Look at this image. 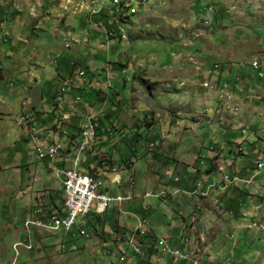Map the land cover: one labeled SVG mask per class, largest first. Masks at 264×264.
<instances>
[{"label": "rangeland", "instance_id": "obj_1", "mask_svg": "<svg viewBox=\"0 0 264 264\" xmlns=\"http://www.w3.org/2000/svg\"><path fill=\"white\" fill-rule=\"evenodd\" d=\"M48 1L0 0V32L5 38L0 42V65L5 70L0 80V264L144 263L137 262L144 255H135L132 247L124 246L127 256L122 262L115 253L111 239L116 203L109 204L100 220L91 211L78 216L66 234L30 230L32 250L20 248L18 257L12 250L15 242L27 237L25 217L53 214L55 205L63 206L55 169L38 160L32 139L26 137L18 119L21 114L30 115L32 106L37 111L47 108L43 95L44 101L45 95L62 92L72 98L70 83L81 81L79 71L85 79L92 74L98 77L96 90L104 98L89 91L82 101L90 102L92 114L102 113V123L114 136L101 148L112 157L115 172H102L99 179L111 197H124L133 187L135 204L123 202L118 224L126 225L129 233L140 226L146 234L148 227L156 237L155 247L169 263L160 240L169 235L176 238L170 229L180 221V214L187 215L188 202H198V185L212 183L215 175L209 179L200 173L210 167L213 154L223 151L225 172L232 175L234 171L237 176L253 172L251 166L264 157V79L249 66L264 57V0H116L117 6L113 0ZM120 1L135 13L119 9ZM230 3L231 15L218 13L205 23V7L219 10ZM118 30L124 40L108 39L109 33ZM82 39L88 42L82 44ZM138 65L160 83H140ZM57 66L56 76L61 78H54ZM246 85L254 89L256 98ZM148 86L153 97L138 99L147 94ZM240 87L245 88L243 93ZM145 103H150L149 110ZM235 141L240 145L234 146L237 154L230 152ZM80 159L78 169L83 173L90 163L86 155ZM128 161L131 172L120 169ZM260 170L258 163L257 173ZM219 171L221 176L223 170ZM116 175L121 180L118 185L111 183ZM244 189L250 192L256 187ZM145 193L155 196L146 198ZM256 195L258 199L244 207H264L259 201L264 192ZM217 201L209 202L210 207H221V199ZM25 207H37V214L31 211L26 216ZM253 222L249 218L245 226ZM222 232L208 248L209 257L170 263L264 264V231L225 228ZM34 237L38 241L43 237L45 253ZM170 242L165 244L172 248ZM108 250L113 254H107ZM148 262L157 264L155 256Z\"/></svg>", "mask_w": 264, "mask_h": 264}, {"label": "crops", "instance_id": "obj_2", "mask_svg": "<svg viewBox=\"0 0 264 264\" xmlns=\"http://www.w3.org/2000/svg\"><path fill=\"white\" fill-rule=\"evenodd\" d=\"M49 1H50V3H52L51 0H49ZM51 7H53V6H51ZM137 14H138V12H137ZM115 21H116V19H115ZM116 23H117V21H116ZM110 38H117L119 41L124 40V39H121V34L119 33V30L114 32L112 37H108V39H110ZM82 42H83L82 44H86V42H88V40L82 39ZM66 48L69 49L68 47H66ZM185 54H186V52H185ZM181 55L182 54H180V56ZM119 64H120V66H122V64L120 62H119ZM58 70H60V67H58V66L55 67L56 72H55L54 78H56V77L61 78L60 75L56 76V74L57 75L59 74L57 72ZM138 70H139L138 76L140 75L142 77V78L141 77L139 78L140 83L147 84L150 86H154V85H157L160 83L159 81L154 79L153 76L148 77V75H145V70H143V67L141 65H138ZM4 72H5L4 67L2 65H0V80L3 79ZM134 78H135V76H133V79ZM67 81H65L64 83H66ZM122 81L124 84L125 80L122 79ZM68 82H70V81H68ZM97 83L99 84V80L95 74H92V77H88L86 79L81 78L80 82H77V83L71 82L70 83L71 87H69V89L74 90L72 98L65 95L64 92H62L60 94H57V93L56 94H47V95H45V96H47V100H45V101H44V95H43V99L41 96V101H43L44 104L48 105L47 108L45 107L41 111L35 110V108L33 106L30 108L29 112L31 113L30 115L33 117L32 125L36 129L35 137L37 139L39 138L41 140H46L49 142L56 140V141L60 142L62 145H64L65 151H64L63 158H62L64 161V166H67L68 162L70 161V158L74 156V152H73L74 145L76 143H81V141H82L81 135H80L81 133H79V132H80V129L85 124L87 118L93 116V119L95 120L96 124L99 125V127H105L106 128V126H104V124L102 123V118H104L102 116V113L98 115L99 117H97L96 114L95 115L92 114L88 109V108H90V102H88V100L82 101L84 95H86L89 91H91V92L94 91L96 93L97 98L98 97L102 98V99L104 98V95L102 94V92L96 90L97 89L96 85H98ZM182 84L183 83H181L180 85H182ZM246 87L251 89V91H250L251 94H253V95L255 94V91L253 88H250L247 85H246ZM239 89L241 92L243 89L245 90L244 87H240ZM149 91H150V88L148 86L147 94L139 97L138 99L143 100V98H145L147 96L148 99L150 100L153 96H152L151 92H149ZM113 93L115 95L118 94L117 92H113ZM134 93L137 94V90H134ZM137 95L139 96V93ZM76 96L77 97L81 96V99L79 101H76V99H75ZM256 96L257 95L255 94L253 96V98H256ZM134 99H137V98H134ZM149 100H148V102H149ZM23 105H24V103H23ZM145 105L146 106L150 105V103L149 104L145 103ZM149 108L150 107L147 106L146 110H149ZM44 115L49 116L48 119L45 118ZM23 130L25 132L26 137L29 138L30 135H29V132L27 131V129L24 128ZM111 137L113 139L114 136H111ZM133 140H134V138H133ZM111 141L112 140H110L107 137V134H102V133L97 134L94 147L92 148V151H93V153H95V156H93L92 153H89V152L83 154V155L87 156L86 160H87V162L90 163V165L87 166V168H86L87 170L83 173H88V174H91L93 177L99 178V176L102 172H104V173L107 172L109 174H110V172H113V173L115 172V170L113 171L110 168L111 165H114V163L112 162L113 161L112 157L109 154H106L101 148V147H103L104 144H106L107 142L109 143ZM235 144L240 146L237 143V141L232 143V147L230 149V152H233V154H237V152H238V151L237 152L234 151L235 150V147H234ZM164 146L165 145L162 144L160 146V148H163ZM33 150H34V144H33ZM222 152L220 154H216V153L213 154V156L211 158L210 167L205 169L204 173H200V176L205 174L206 177H209V179H210L211 175H215V178H213L212 181L219 180V177H220L219 168L221 170H223L222 173L228 175L227 172H225L226 167L221 162ZM225 152L226 153L229 152L228 149H226ZM239 155H241V154H239ZM66 158H68V159H66ZM103 160L105 161V164H106L105 166L101 165V161H103ZM80 161H81V159H80ZM41 162H43V161H41ZM43 163H44V166H47V164H50V163H47L45 161ZM252 164H254V162ZM257 164L258 163H256L254 166H251V168H252L251 170H253V172H251L252 174L251 173L248 174V172H244V171L241 172L239 176H237V173L234 174V171H233V174L235 176L239 177L240 179H244L246 177H251L253 175V173H257V170H256ZM216 165L218 167L217 169H216ZM51 166H53V168L55 169V172H56L57 166L54 164H51ZM132 167H133L132 162L128 161V162H124L123 167H121L120 169L121 170L127 169L129 172H131V170L133 169ZM78 168H79V165H78ZM197 172H199V171L197 170ZM232 175H229V176H232ZM116 180H118V183H116ZM120 181L121 180H120V177L118 175L114 176L111 179V183L116 184V185L120 184ZM59 182H60V179H59ZM154 183H156V181H154ZM236 184H238V185L230 186L223 191L219 190V189H210V190H208L206 196H201L198 193L197 194L198 202L192 203V204L188 202L189 207H187L188 208L187 215L185 216V215L180 214V216H181L180 221L177 222V224L172 229H170L172 233H175L176 238L174 239V237H171L169 235L166 238H162V240H160V241H164V242H166V240H168L169 242L171 241L170 244H172L174 248H177L180 250L182 248H184V246L185 247L187 246L186 248H184L186 250V252H192L194 254L193 257H197V259L199 261H201L202 258L209 257V255L207 253L208 248L211 246V244H213L218 239V237L221 235V233H223L222 231H224L225 228H228L229 231H232L234 228H236V229H240L244 233L248 232V230H250V229L247 230V229H243V228L249 226V225L245 226V222L249 218L251 220L253 219V221H261L264 224V207H244L247 202L251 203V202H254L255 200L258 199V196L256 195V193H259L260 191L264 192V168L262 170V173L260 175H258L253 180V182L251 184H243L241 182L240 183L238 182ZM60 185H61V182H60ZM245 186H250L253 188L256 187V189L254 191L248 192V191H245V189H244ZM60 189H61V186H60ZM45 190L46 189H44V191ZM104 190L108 195H110L109 189L107 187H105ZM132 190H133V187L129 186V188L126 190V195L124 197H126V198L128 197L129 200H127L126 202H129V204H131L133 206L135 204V198L133 196ZM186 191L189 192V189L187 188ZM60 192H61L62 203H63L62 190H60ZM195 193L196 192L193 191L192 193H188V195H193ZM117 196H120V195H117ZM47 197H49L48 201L49 202L51 201V203H52L53 199H52L51 195H49V196L47 195ZM218 199H221V204H220L221 207H210L209 202H212L215 205L218 202L217 201ZM188 201H189V199H188ZM259 201L261 202V204L264 203V197H260ZM53 203H54V201H53ZM235 203H237V207H234ZM116 205H117L116 207L118 209L116 212L117 217H116L115 224H113V227H112V230L115 234V237L113 239H111V241L113 243L114 250L116 251L115 253L119 257V261L122 262V258L127 256V253L125 251H123L122 249L124 248V246H127V248L130 249L131 246L129 245V243L127 242V239H126V235L129 233L128 227L126 225L120 226L118 224L119 220H120V215H122V209L125 208V205L123 203L120 205H118V204H116ZM36 208L37 207H25V209H26L25 210L26 212L24 211L25 215L27 216V212L30 213L31 211H33L32 214L37 212L38 209L36 210ZM95 208H96V206H94V209ZM93 210L91 212L93 214V216H95L98 220H100L99 216L103 213H106L108 211V207L106 209H104L103 212H101V213H95ZM63 212H65V209L63 206L61 207V206L55 205L53 214L60 215ZM49 215H52V214L41 215V217H43V216L46 217ZM28 218L29 217H25L23 219L24 220L23 222H25ZM191 219L192 220L195 219V222H192ZM32 228H31V230L36 229L35 227H32ZM176 230H177V232H175ZM39 231H41V230H39ZM146 231L148 233H146L144 237H140V236L136 235L135 240H134V243L137 245V247L138 246L141 247L140 248L142 250L141 253L144 255L143 257H141L139 254L135 253V255L140 256L138 258L137 262L138 263L144 262L142 264H149V262H148L149 258L151 256H155L157 264H171L169 259H168L169 263L165 262V259L167 258L166 256H163L162 254L158 255L156 253V251H157V248L155 247V245L157 243L156 237H154V234L150 231V229L148 227H147ZM14 232L16 234V230H14ZM133 232H134V229L132 230L131 233H133ZM180 232H182V233L180 234ZM183 235H184V239L186 237H187V239H189V242H185L184 239L182 240ZM17 237H18V233H17ZM151 238H153V239H151ZM36 239L34 237V240L41 244V249H42V251H44L43 253H45L47 247H45L43 245V237H41L40 241H38L39 238L37 240ZM200 239H202V242L199 244ZM189 243H191V244H189ZM38 253L39 252H35L36 255H38ZM107 254L112 255L113 253L108 250ZM27 258L30 260L34 259V257L32 258V256H30V257L28 256ZM199 261H197L196 264H199L200 263ZM188 263L189 262L186 261V262H181V263H177V264H188ZM207 264H211L210 260Z\"/></svg>", "mask_w": 264, "mask_h": 264}, {"label": "built area", "instance_id": "obj_3", "mask_svg": "<svg viewBox=\"0 0 264 264\" xmlns=\"http://www.w3.org/2000/svg\"><path fill=\"white\" fill-rule=\"evenodd\" d=\"M220 1H227V0H220ZM233 4L230 3V5H226L225 8H220L219 10L212 6H207L204 8V11L207 13L206 18V24L212 20L213 16H217L219 14L224 15H231V12L233 10ZM231 11V12H230ZM131 13H135V11H130ZM122 33V31L120 30ZM108 36H113V32L109 33ZM122 33V38H123ZM4 33L0 32V42H4ZM66 47V46H65ZM251 70L255 71L256 76L259 79H264V57H259L254 59L249 64ZM78 76L80 78L84 77V73L79 71ZM107 88H109V85H106ZM224 89H226V85L223 86ZM79 98H76V101H79ZM33 117L28 114H22L18 119V125L24 126L27 131L29 132V135L32 139V142L34 144V150L37 152V158L39 161H45L50 164H54L57 166L56 175L57 178L60 179L61 182V190L63 195V207L65 209L66 215L62 217L58 214H52L49 216H39L35 215L34 217H31L27 219L24 222V227L26 230L27 237L23 238L21 241H18L12 245V250L14 252L15 257L19 256V249L22 248L26 251L32 250L31 245V228L35 227L37 229L47 231V232H62V233H68L72 226L75 224V219L78 216H85L90 211L92 212V205L95 202L96 208L93 210L95 213H101L104 209H106L109 204L116 203L118 205L122 204L124 201L129 200L128 197H111L105 192V185L98 177H93L91 174L88 173H82L78 169V165L80 163V157L84 153H92L93 156H95V153H93L92 148L94 147L95 140L98 133L107 134V137L109 139H112L111 136H113V133H110L105 127H99L98 124H96L93 117L87 118L85 124L80 129L79 133H83L84 136V143H76L74 145V156L70 158V161L68 162L67 166H64L63 161V155L65 151L64 145H62L60 142L53 140L51 142L46 140L37 139L35 137V127L32 125ZM100 130V131H97ZM244 131H241V134H244ZM242 153V151H241ZM243 154V153H242ZM68 159V158H66ZM66 162V161H65ZM255 163H261V171L259 173H253L251 177H246L244 179H240L239 177L235 176L234 174L232 176L223 174L221 172V176L219 177V180L212 181L209 185H202L199 184V190L200 195L204 196L207 194L208 190L210 189H219V190H225L226 188L235 185L236 183H243V184H251L253 180L262 173V170L264 168V157L259 158L255 161ZM60 165V166H59ZM101 165L105 166V161H101ZM111 170H115V166H110ZM175 181H178L176 179ZM116 183H118V180H116ZM155 196L153 193H145L144 197L151 198ZM37 214V212H35ZM194 222V220L192 221ZM140 227V226H139ZM139 227H136L134 230V233H128L126 235L127 242L129 245L133 248L134 252L137 254H140L141 251L137 247V245L134 243L135 237L140 236L144 237L145 234L143 231H140ZM249 229H253L259 232L264 231V224L261 221L253 222L251 225H249ZM138 233V234H136ZM202 241V239H200ZM185 242H189V239L187 237L184 239ZM161 244H164L165 246L162 248L163 252H166L170 260L173 263L178 262V260H187V261H193L192 260V254H189V252H186L185 255L182 254L180 249L169 247L165 244L164 241H160ZM156 253L158 255L161 254L160 250H157ZM195 264V263H194Z\"/></svg>", "mask_w": 264, "mask_h": 264}, {"label": "bare ground", "instance_id": "obj_4", "mask_svg": "<svg viewBox=\"0 0 264 264\" xmlns=\"http://www.w3.org/2000/svg\"><path fill=\"white\" fill-rule=\"evenodd\" d=\"M112 2H113L115 5H119V4L117 3L116 0H113ZM121 2H122V1H120L119 3H121ZM121 7L124 8V9H127V12L130 13V14H132L131 12H129V8H127V7L125 6L124 3L121 4ZM130 11H132V10H130ZM80 135H81V137L83 138L81 143H84V136H83V133H81ZM256 170H257V168H256ZM258 172H259V171H258ZM189 254H192V257L194 256V254H193L192 252H189Z\"/></svg>", "mask_w": 264, "mask_h": 264}, {"label": "clouds", "instance_id": "obj_5", "mask_svg": "<svg viewBox=\"0 0 264 264\" xmlns=\"http://www.w3.org/2000/svg\"><path fill=\"white\" fill-rule=\"evenodd\" d=\"M131 2V1H130ZM128 6H130V5H128ZM119 7V6H118ZM119 9H120V7H119ZM124 11H126L127 12V10L126 9H123ZM96 13V12H95ZM127 14H129V15H132V14H130V13H128L127 12ZM118 22V21H117ZM122 31V30H121ZM114 33V32H113ZM119 33L121 34V38H122V33L120 32V30H119ZM108 37H112V36H108ZM125 38V37H124ZM107 85V84H106ZM110 86V85H109ZM22 115V114H21ZM29 218H31V217H29ZM28 218V219H29ZM37 229V228H36ZM40 230V229H39ZM18 242V241H17ZM16 243V242H15ZM31 251V250H30Z\"/></svg>", "mask_w": 264, "mask_h": 264}, {"label": "trees", "instance_id": "obj_6", "mask_svg": "<svg viewBox=\"0 0 264 264\" xmlns=\"http://www.w3.org/2000/svg\"><path fill=\"white\" fill-rule=\"evenodd\" d=\"M121 4H123V3L121 2ZM121 9L123 10L124 8L121 7ZM220 15L226 17V15H224V14H220ZM113 34H114V33H113ZM108 89H109V88H108ZM97 131H100V130L97 129ZM110 140H112V139H110ZM150 148H151L152 150H154V149L156 148V146H151ZM133 233H134V232H133ZM136 234H138V233H136Z\"/></svg>", "mask_w": 264, "mask_h": 264}]
</instances>
